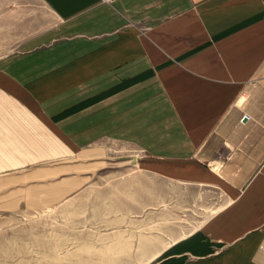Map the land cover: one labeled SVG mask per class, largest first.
<instances>
[{"label": "crops", "instance_id": "0c3cea01", "mask_svg": "<svg viewBox=\"0 0 264 264\" xmlns=\"http://www.w3.org/2000/svg\"><path fill=\"white\" fill-rule=\"evenodd\" d=\"M42 1L56 23L0 58L19 123L61 156L116 143L217 192L164 264H264V0Z\"/></svg>", "mask_w": 264, "mask_h": 264}, {"label": "rangeland", "instance_id": "374dc122", "mask_svg": "<svg viewBox=\"0 0 264 264\" xmlns=\"http://www.w3.org/2000/svg\"><path fill=\"white\" fill-rule=\"evenodd\" d=\"M56 20L42 0H0V58ZM26 118L0 93V264H164L221 203L116 143L61 156Z\"/></svg>", "mask_w": 264, "mask_h": 264}]
</instances>
